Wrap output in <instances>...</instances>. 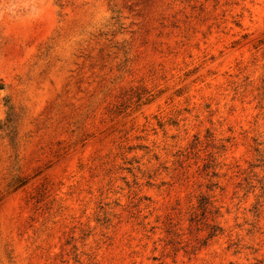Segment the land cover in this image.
Here are the masks:
<instances>
[{
  "label": "rangeland",
  "instance_id": "obj_1",
  "mask_svg": "<svg viewBox=\"0 0 264 264\" xmlns=\"http://www.w3.org/2000/svg\"><path fill=\"white\" fill-rule=\"evenodd\" d=\"M0 264H264V0H0Z\"/></svg>",
  "mask_w": 264,
  "mask_h": 264
}]
</instances>
